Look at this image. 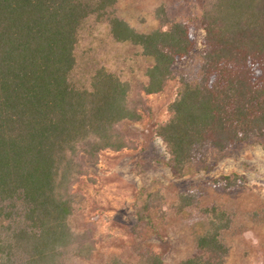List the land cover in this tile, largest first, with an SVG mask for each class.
Returning <instances> with one entry per match:
<instances>
[{
    "label": "trees",
    "instance_id": "trees-1",
    "mask_svg": "<svg viewBox=\"0 0 264 264\" xmlns=\"http://www.w3.org/2000/svg\"><path fill=\"white\" fill-rule=\"evenodd\" d=\"M118 0H0V264H72L88 260L93 241L75 232L73 185L84 174L79 159L129 146L119 126L146 109L119 75L98 66L78 73L76 46L88 20L105 22L116 43L139 49L149 62L140 92H161L177 78L169 117L154 128L174 178L209 167L211 151L264 140V0H203L195 19L167 20L138 32L116 13ZM198 75L176 64L195 55ZM238 175L210 180L241 186ZM181 208L197 203L179 195ZM191 255L176 264H225L223 234L232 215L215 204L203 209ZM264 219V208L261 210ZM143 221L142 210H137ZM132 260L105 264H165L148 246H131Z\"/></svg>",
    "mask_w": 264,
    "mask_h": 264
},
{
    "label": "rangeland",
    "instance_id": "rangeland-1",
    "mask_svg": "<svg viewBox=\"0 0 264 264\" xmlns=\"http://www.w3.org/2000/svg\"><path fill=\"white\" fill-rule=\"evenodd\" d=\"M203 4V0H118L115 9L121 19L144 33L159 26L158 9L167 20L195 19ZM194 34L195 55L177 63L176 69L195 77L203 32L195 27ZM75 54L81 78L103 66L127 82L130 101L139 96L146 109L139 120L119 126L128 147L101 151L95 162L79 159L84 174L73 185L78 212L70 225L91 238L93 251L88 260L72 264H105L111 256L129 261L135 244L148 246L165 264H176L192 254L195 227L210 204L232 215V224L223 234L228 247L225 264H264L260 213L264 208V140L211 151L207 169L174 178L154 128L169 117L167 108L175 98L177 78L161 92L143 95L140 89L149 62L137 47L114 42L105 22H85ZM221 175H238L241 186L227 190L212 186L210 180ZM187 192L194 194L197 203L182 209L179 195ZM137 210H142L143 221L138 220Z\"/></svg>",
    "mask_w": 264,
    "mask_h": 264
}]
</instances>
